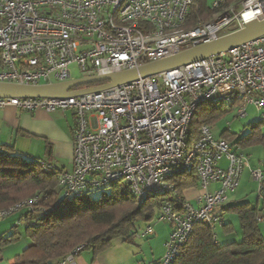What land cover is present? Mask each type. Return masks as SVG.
<instances>
[{
	"label": "built area",
	"instance_id": "2783aa9c",
	"mask_svg": "<svg viewBox=\"0 0 264 264\" xmlns=\"http://www.w3.org/2000/svg\"><path fill=\"white\" fill-rule=\"evenodd\" d=\"M222 2L215 0L212 9ZM192 4L193 0H0V83H65L74 80L72 65L80 79L133 70L217 40L232 33H224L232 25L239 30L264 19V0H243L238 14L225 9L208 22L186 27ZM203 105L235 108L239 118L246 116L248 106L264 111V36L226 54L97 93L0 99V109L73 112L72 170L57 176V189L66 201L119 183L127 186L138 205L160 198L154 220L171 230L164 255L155 264H172L195 226L215 230L221 224L217 210L228 204L243 169L249 167L247 156L232 151L210 126H201L198 138L188 143L191 121ZM223 160L226 168L219 166ZM29 162L54 171L43 161ZM189 176L195 186L180 193L174 181ZM250 176L259 184L257 200L264 202L262 171L252 169ZM213 185L218 188L210 189ZM37 201L28 198L0 210V221L31 209ZM257 221L264 223V216ZM153 235L147 225L132 237Z\"/></svg>",
	"mask_w": 264,
	"mask_h": 264
},
{
	"label": "trees",
	"instance_id": "16d2710c",
	"mask_svg": "<svg viewBox=\"0 0 264 264\" xmlns=\"http://www.w3.org/2000/svg\"><path fill=\"white\" fill-rule=\"evenodd\" d=\"M240 1L223 0L218 8L209 9L204 0H193L186 27L194 26L197 21L207 22L209 16ZM226 112L222 106H200L191 121L188 143L198 138L201 126L215 125ZM262 124L260 120L252 125L251 131L236 145L241 149L261 145L264 149ZM57 176L58 173L45 172L19 156L0 155V210L28 198H38L37 204L25 210L21 217L28 245L13 264H60L80 246L99 254L113 240L131 242L132 234L138 230V221H151L160 208L161 200L157 197L138 205L127 186L120 183L107 187L109 192L97 198H92L88 192L66 201L57 189ZM189 178L192 179L189 176L174 181L180 193L195 186V181ZM221 211L237 219L240 240L220 245L215 230L197 225L172 264H264V237L257 221L258 216H264V202L227 204ZM219 226L224 235H233L231 223H223L222 219ZM16 240L13 235L6 242Z\"/></svg>",
	"mask_w": 264,
	"mask_h": 264
},
{
	"label": "crops",
	"instance_id": "0c3cea01",
	"mask_svg": "<svg viewBox=\"0 0 264 264\" xmlns=\"http://www.w3.org/2000/svg\"><path fill=\"white\" fill-rule=\"evenodd\" d=\"M214 1L204 0L209 9H212ZM231 110L233 109H226L227 112ZM74 125V114L70 110L47 113L44 110L27 112L12 106L1 108L0 155L19 156L26 161H43L53 166V170L56 173L71 171L73 157L72 131ZM214 135L217 138L224 139L218 134L214 133ZM240 149L236 146L232 148V151L243 153L247 156L249 162L250 155L246 151L253 149V147ZM219 166L226 168V161L223 160ZM252 169L264 170L263 163L256 168L252 167ZM217 188L218 185H213L210 189L214 190ZM192 195L189 193L188 196L191 197ZM24 212L0 221V264H13L28 245V239L25 236V226L21 222ZM221 214L223 213L221 212ZM232 217L227 214L222 215L223 223L232 224L234 228L232 236L236 237L237 228L235 225L238 224V221L236 219V224H234L230 221ZM219 227L221 226L218 225L216 228ZM155 234L157 232H154L153 237ZM13 235H15L17 240L7 243L6 241ZM168 235L169 231L167 233L163 232V234L159 232V235L152 242L149 241L147 245H142L141 241L137 244L134 239L131 242L117 239L99 254H95L92 249H85L74 255L71 260L66 261L64 264H155L164 253L162 245L164 246ZM230 237L223 235L221 232V238ZM144 247H148L147 250L149 251L150 249V253L152 250V255H149L151 256L150 258L146 257L147 252L144 250ZM154 250H158L155 255H153Z\"/></svg>",
	"mask_w": 264,
	"mask_h": 264
},
{
	"label": "water",
	"instance_id": "95a60500",
	"mask_svg": "<svg viewBox=\"0 0 264 264\" xmlns=\"http://www.w3.org/2000/svg\"><path fill=\"white\" fill-rule=\"evenodd\" d=\"M263 36L264 19L252 22L244 28L222 36L208 44L184 50L174 56L145 64L133 70L40 86L0 83V99H64L97 93L226 54ZM98 84L103 85L74 90L83 86Z\"/></svg>",
	"mask_w": 264,
	"mask_h": 264
},
{
	"label": "rangeland",
	"instance_id": "374dc122",
	"mask_svg": "<svg viewBox=\"0 0 264 264\" xmlns=\"http://www.w3.org/2000/svg\"><path fill=\"white\" fill-rule=\"evenodd\" d=\"M242 1L243 0L238 2V4L236 6L229 7V9H226V12L229 14H232V13L238 14L241 11ZM222 13H224V12L222 11L221 13L215 14V16H218L219 14L221 15ZM212 18H213L212 15L209 16L207 22L210 21ZM236 30H237V27L235 25H232L230 27V29L224 33L227 34V33H230V32L236 31ZM70 72H71V77L74 80L80 79L81 74L79 73V71L77 70L75 65H72L70 67ZM91 86H93V85H91ZM91 86H83V87H80L79 89H86V88L91 87ZM262 114H264V111L257 112L253 106H249L246 108V116L244 118H239L236 116V110L233 109L229 112H226V114L215 125L211 126V128H212L213 133L218 134L219 136L225 138V140H227L229 145L233 148V147L237 146L236 142L239 139L243 138L244 136H246L251 131V126L254 125L255 123H258L261 120ZM260 128H261V132L264 134V123L262 125H260ZM222 134H224V136H222ZM252 147H253V149L246 151L250 155L249 167L248 168L245 167L243 169L242 176H241L240 181H239V187L236 189V191L234 192L233 195H229L228 205H235V204H240V203H244V202L256 203V201H257V199H256L257 195L256 194H257V190L259 189V184L251 178L250 172L252 170V167L256 168L258 165L263 163V161H264V149L261 147V145H254ZM242 149H244V148H242ZM260 170L262 171L263 176H264L263 170L262 169H260ZM121 185H124V183H121ZM109 190H110L109 188H106V189L91 192L89 195L92 198H97L103 193H108ZM217 212L221 213L222 211L220 209V210H217ZM156 213H157V210L155 211L154 215H156ZM227 219H229V217H227ZM230 221L233 222L234 224H236V218L235 217L230 218ZM137 225H138V230H137L138 233H142L143 229H145V227L147 225L152 226L154 232L155 233L157 232V234H155L154 237L148 238L147 240L144 239L142 241L140 239H135V242L137 244L139 241H141L142 245L143 244L147 245V243L149 241L152 242L157 237V235H159V232H160V234H163V232L167 233L168 231L170 232V230H171V228L168 224L157 223L154 219H152L149 222L139 220ZM235 226L237 228V231H236L237 236L236 237L231 236L230 238H224V239L221 238V232H222L221 227L215 229V233L217 235V241L220 245H224V244H228V243L233 242V241H239L240 240L241 233H240L238 224ZM259 230L261 231V233L264 237V223L259 224ZM238 234H240L239 237H238ZM114 241L115 240H113L111 243H113ZM148 247H144V250L147 252V254L145 252L146 257L150 258L151 256H149V255H152V250L150 253V249H149V251L147 250ZM162 248L164 249L163 245H162ZM155 249H157V248H155ZM157 251L154 250L153 255H155ZM164 252H165V249H164ZM163 255H164V253H163ZM163 255H162V257H163Z\"/></svg>",
	"mask_w": 264,
	"mask_h": 264
},
{
	"label": "bare ground",
	"instance_id": "6f19581e",
	"mask_svg": "<svg viewBox=\"0 0 264 264\" xmlns=\"http://www.w3.org/2000/svg\"><path fill=\"white\" fill-rule=\"evenodd\" d=\"M247 19V17H245V20Z\"/></svg>",
	"mask_w": 264,
	"mask_h": 264
}]
</instances>
